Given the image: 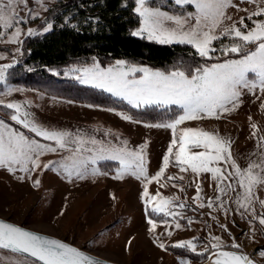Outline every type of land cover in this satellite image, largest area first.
<instances>
[{"label":"snow or ice","instance_id":"6c2138e0","mask_svg":"<svg viewBox=\"0 0 264 264\" xmlns=\"http://www.w3.org/2000/svg\"><path fill=\"white\" fill-rule=\"evenodd\" d=\"M175 2L178 5L194 4L197 11L188 17H176L148 6L149 0H136L137 6L134 11L143 18V28L132 34L141 36L146 32L148 39L157 40L159 43H186L195 48L200 57L207 59H212L211 53L216 51H220L225 56L229 53L235 54L239 58L197 67L188 74L183 71H172L166 74L152 71L147 67L126 66L124 61H118L115 66L106 69L98 64L85 68L83 74L76 76V79L126 100L134 108H140L142 105L178 106L180 113L171 122L148 125L173 131L168 154L163 157V168L166 169L169 166L173 148L177 146L179 140V148L175 152V163L180 171L185 172L190 169L195 174L211 173L212 179L217 184L215 198H209L207 204L200 203L199 207L212 209L215 204L217 210L223 209L227 213L228 209L225 207L227 198L230 193L235 192L236 198L233 202L241 216L250 214L253 220L264 225V213L257 216L254 207V203L259 199L257 190H264V135L257 136V125L255 123L251 125L254 130L252 137L257 141L256 149L242 157L247 161L244 168H241L232 156L230 138L194 128L183 129L178 138L175 135L177 127L186 121L219 119L225 113L235 111L242 103L241 96L245 91L256 96V99L264 95V19L253 20V17H264V8L259 7L260 4H264V0H242L245 3L256 4L257 8L247 17H241L238 22L233 21L226 10L230 7L236 8L237 11L247 12L248 10L240 9L233 0H175ZM36 3H42V0H36ZM21 4L26 7L27 0H0V41H4L7 35V42L22 43L19 39L21 35L19 25L27 21L16 12V7ZM29 16L31 17V10H29ZM246 18L252 21L253 28L248 29V25L244 23ZM227 21L232 23L228 24ZM237 23L240 27H237ZM7 29L12 31L8 33ZM51 29L52 25L49 23L44 31ZM33 34V30L29 29L27 35ZM225 38L230 39L228 45L222 48L212 46L214 41L223 42ZM249 45H253L254 49L250 50ZM3 58L0 56V59ZM13 66V64L0 65V84L7 82V71ZM74 71L79 72L80 69H74ZM137 73L142 75L137 77ZM11 91H19V89ZM261 107L264 108V102L261 103ZM0 108L10 110L11 121L22 125L44 141L54 142L61 149L76 144L79 145L78 151L92 152L93 148L85 149L84 145L99 146L95 156L81 157V171L76 173L79 176H83L89 164L95 165L98 160L119 161L122 167L114 177L115 179H122L124 175L130 174L138 180L144 179L147 183H151L153 180L159 182V177L163 176V170H161L156 176L149 178L144 168V157L140 153L110 146L105 148L104 141L85 138L79 133L68 130H50L44 127L35 120L25 105L18 102L5 103L3 99H0ZM123 118L132 119L126 115ZM249 119L251 120V117ZM141 147L143 149V146ZM194 149H202V151H194ZM56 151V147L16 131L0 118V168L15 172L19 166L20 171L28 173L41 167L40 156L46 152ZM109 152L112 154H107ZM30 163L32 168L29 167ZM221 164L224 167H220ZM43 167L47 169L50 165L45 164ZM65 169L67 170L66 165ZM68 174L71 175L72 172L69 171ZM168 179L175 178L168 177ZM179 179L182 180L183 176ZM34 184L39 186L40 181L36 180ZM201 191L202 189L198 186L195 200H202ZM143 196L149 197L147 186ZM154 199L156 198L149 197V202ZM168 202V200L165 201V203ZM259 203L264 208V200H259ZM180 207L184 205L181 204ZM152 211L165 215L171 214L165 212L163 206L154 207ZM148 223L151 225V230L157 226L151 219ZM191 223L192 221L189 220V224ZM249 223L250 226L253 225L252 221ZM175 227L180 228L181 225L177 223ZM221 227L226 226L221 225ZM167 235L171 236L172 233L168 232ZM212 240L217 241L216 244L210 245L212 249L221 247L219 237L213 236ZM159 247L166 250L163 243H160ZM173 247L187 248L200 256L209 252V246L197 252V245L192 240L178 242ZM231 247L240 249L241 245L234 243ZM260 255L264 256V249L260 250ZM29 258L32 259V264L37 262L39 264H98L74 246L0 220V264H28ZM208 260L210 264H254L247 254L234 251L211 252ZM181 264H188V262L182 261Z\"/></svg>","mask_w":264,"mask_h":264},{"label":"rangeland","instance_id":"374dc122","mask_svg":"<svg viewBox=\"0 0 264 264\" xmlns=\"http://www.w3.org/2000/svg\"><path fill=\"white\" fill-rule=\"evenodd\" d=\"M56 1L57 0H42V3H36V0H27L26 7L23 4L16 7V12L18 15L27 21V23H22L19 25L21 31V35L19 37L20 41L28 36L27 32L29 29L33 30V35L45 32L44 28L47 25L42 27L40 23L45 17L47 9ZM170 1L172 4L181 7L183 11L174 13L161 9L157 6H152L150 4L148 6L158 9L160 12L176 17H188L190 14H195L197 11L194 4L178 5L176 4L175 0ZM233 2L237 4L240 9L248 10L245 12L237 11L234 7L228 8L226 10L227 15L231 16L233 21L238 22L241 17H247L257 8L256 4L245 3L242 2V0H233ZM136 6L137 4L135 0V7ZM259 7L264 8V4H260ZM29 10H31V17L29 16ZM261 19H264V17H253V20L255 21H259ZM190 22L194 23V21ZM168 23L171 24V22ZM226 23L231 24L232 21H227ZM244 23L248 25V29L254 27L252 21L248 20L247 18L244 20ZM237 27H240L238 23ZM142 28L143 18L140 17V24L136 31H139ZM243 30L244 29H242V31ZM11 31V29H7L8 33ZM147 35L148 34L144 32L142 33L141 37L148 39ZM7 40L8 36L5 35L4 41H0V56L4 57L3 59H0V65L12 64L21 56V43H9ZM148 40L158 42L154 39ZM173 43L177 42L168 44ZM212 46L214 47V45ZM250 48L251 45H249V49ZM214 54L215 58L222 59L216 63H222L229 59L239 58L226 57L220 51L211 53V56ZM118 61L124 60H116L109 65L103 66L98 62H93L90 64H72L64 70L63 74H60L59 76L72 79L73 81L82 85L91 86L90 84H84L77 80L76 76L82 75L83 69L91 68L95 64H98L101 68L106 69L108 67L115 66ZM124 62L126 66L145 67L130 64L126 61ZM74 69H80V71L77 72L74 71ZM53 73L57 74L56 71H53ZM136 75L139 77L142 74L137 73ZM14 89H19V91H11ZM257 94L259 95V93ZM39 96L44 99H56L66 103V108L52 114H62L66 112V115H68L69 118L80 117L84 121L90 120L95 124L105 127L106 129H104L103 132L106 131V133L102 134L103 136L99 133L100 137H112L114 141L117 140L120 142L123 141L122 138L124 136L125 139L127 138L125 133L129 132L130 142L134 143L145 141L146 143L142 142L136 147L142 149L141 146H143L142 150L146 152L148 156V159H144L143 161L147 176L149 178L154 177L157 175V173L163 170V176L159 177V182L153 180L151 183H147L146 180H138L135 176L130 174L124 175L120 181L119 179L114 178L122 167L119 164V161L98 160L95 165L89 164L88 169L83 172V181L89 182L91 180H96L94 178L95 173H99L100 176L106 175L105 177L99 178V195L110 197V199H106V202L112 203V214L108 219L99 217L98 219L100 223L103 221L107 222L100 226L98 230L93 233L88 234L84 231H77L76 229L73 230L71 234L57 232L58 234L60 233V236L71 238L70 240L64 241L72 243L73 245L75 244L76 246L115 264H181L182 261H187L188 264H200L202 261H194L186 257L174 255L170 251L159 247V244L163 243L165 246H167L174 245L178 242L192 240L197 245V252H201L205 246H209V250L212 249L210 245L217 243V241L212 240V237L216 236L220 238L221 247L215 249H222L223 247L232 248V244L238 243L241 245L240 249L233 248L230 250L240 251L244 254H247L257 264H264V256L260 255V250L264 249V225H260L258 221L253 220V217L250 214L241 216L240 211L237 210L236 204L233 202L236 198L235 192L230 193L227 198V203L225 204V207L228 209L227 213H225L223 209L217 210L215 204L212 209H209L208 207H199L200 203L207 204L209 198H215L217 195V184L212 179L211 173L195 174L192 173L190 169L185 172L180 171V168L175 163V152L179 148V140L177 142V146L173 148V156L170 157L169 166L166 169L163 168V157L168 154V150H162L159 145L163 143V141L166 142V139L171 136V133L173 132L171 129L162 127L150 128V126H148L149 124H144L133 120H125L123 117L126 114L116 109L100 108L87 104L57 99L47 96L34 89L20 85H14L10 83L0 84V99H3L5 103L21 102L24 104V100H26V102L33 105L38 103L37 98H39ZM124 101L128 103L126 100ZM241 101L242 103L235 111L225 113L219 119L208 118L184 122L177 127L175 133L176 137L178 138L182 134L183 129L194 128L203 129L210 133L218 134L224 138H230L232 141V156L236 160V163L241 168H244L247 161L242 157L254 151L257 144L256 138L252 137V132L254 130L251 125L253 123L257 125V136L264 135V108L261 107V103L264 102V95H261L260 99H256V96L245 91L241 96ZM44 104L46 105L45 102ZM143 106L144 105L141 107ZM9 113L10 110L6 111L0 108V118H2L4 121H11ZM78 114L81 116H77ZM249 117H251V120ZM11 122L20 128L16 129L11 125L16 131L23 133L25 131L24 134L28 135L30 138H34L42 142H49L44 141L40 137H36L34 133H30L27 129L23 128L22 125L17 124L15 121ZM125 122H129L130 125ZM133 124L145 126L146 129H142ZM110 126H112V128H110ZM85 131L89 132V130ZM103 146L105 148L109 147L107 142H104ZM98 147L99 146H93L92 152L80 151L81 156H95L97 154L96 149ZM127 147L129 148L127 145L126 147H123V149L128 151ZM74 150L75 148L65 149V152H69L68 155L70 156H66L64 158V162L60 168L62 173L65 172L68 174L69 171L74 170L76 172L81 171V157ZM194 151H202V149H194ZM107 154L111 155L112 153L109 152ZM106 161L114 162L116 164L115 167L111 168L110 171L102 169L100 163ZM65 165L67 166V170L65 169ZM219 166L224 167L223 164ZM93 169H95V171H93ZM180 176H183L182 180L179 179ZM168 177H174L175 179L169 180ZM110 178H112L113 181H111ZM145 186H147L149 197H155L156 199L149 202V197L143 196ZM198 186L200 189H202L200 192L202 200L194 199V197H196L198 194ZM102 187H105V189H101ZM107 189H110V192L116 191V193H110ZM257 195L259 199L254 203V207L256 215L259 216L264 213V208H262L259 203V200H264V190L258 189ZM166 200L169 202L165 203ZM101 204L102 203H100V205ZM181 204H183L184 207H180ZM160 206L164 207L165 212L171 214L165 215L164 213H154L163 214L164 216L170 218V220H167V223H165V221L160 223L155 222L157 226L154 230H151V225L148 223L149 218L146 215V211H152L154 207ZM189 220L192 221L191 224H189ZM250 221L253 222L252 226H250ZM177 223L181 225L180 228L175 227ZM221 225L226 227H221ZM22 226L35 227V225L26 226V224ZM168 232H171L172 235H167ZM104 237H107L108 239L105 240ZM110 237L112 238L109 240ZM124 247L127 248L124 249ZM28 264H32V260L29 259Z\"/></svg>","mask_w":264,"mask_h":264},{"label":"trees","instance_id":"16d2710c","mask_svg":"<svg viewBox=\"0 0 264 264\" xmlns=\"http://www.w3.org/2000/svg\"><path fill=\"white\" fill-rule=\"evenodd\" d=\"M149 4L174 13L182 8L170 0H150ZM135 0H57L50 6L40 25H52L47 32L26 36L21 43V56L7 71V82L39 91L47 96L90 106L116 109L130 116L133 121L154 125L171 122L180 109L175 106H143L134 108L123 99L104 90L79 84L72 79L60 77L72 64L98 62L102 66L116 60L145 66L164 73L183 71L191 73L197 67L221 61L200 57L186 43H159L141 36H134L140 17L134 11ZM230 39L217 40L214 47L228 45ZM254 46L251 45L250 50ZM226 57H238L228 54ZM56 71L57 74L53 73ZM8 111L6 108H1ZM6 122L20 129L10 120ZM25 133V131H24ZM102 169L115 167L114 162L100 163ZM146 215L154 222L170 220L163 214L147 210ZM172 254L194 261H204L218 249H210L203 256L193 254L187 248L165 246ZM222 249H233L223 247Z\"/></svg>","mask_w":264,"mask_h":264},{"label":"crops","instance_id":"0c3cea01","mask_svg":"<svg viewBox=\"0 0 264 264\" xmlns=\"http://www.w3.org/2000/svg\"><path fill=\"white\" fill-rule=\"evenodd\" d=\"M37 101L38 103L33 105L26 102V100H24V104L21 102L20 104L25 105L35 120L44 127L50 130H68L72 133H79L85 138L90 137L98 141L107 142L111 148H123L128 145V151L140 153L144 159H148L146 152L136 147L145 141L130 142L129 132L125 133L127 138L125 139L124 136L122 138L123 141L120 142L114 141L112 137H102V134L106 133V131L103 132L106 128L95 124L93 121H84L80 117H72V119L66 115V112L52 114L66 108L65 102L56 99H44L41 96L37 98ZM77 116L81 115L78 114ZM125 123L130 125L129 122ZM133 125L146 129L145 126ZM85 130H89V132ZM99 133L102 135L101 137ZM172 133L166 139V142L163 141L159 145L162 150H168L173 139ZM40 142L57 148L56 152H46L39 157L40 168H35L28 173L20 171L19 166H17L15 172H11L6 168H0V217L18 225H35V227L27 228L51 236H57L63 240H70L71 238L60 236V233L58 234L57 232L71 234L75 229L88 234L96 232L100 226L107 222L103 221L100 223L98 218L103 217L108 219L112 214L113 205L106 202L110 197L99 195V178L106 175L100 176L99 173H95L94 178L96 180L85 182L83 181V176H77L75 170L71 171V175L65 172L62 173L60 168L64 162V158L70 156L68 155L69 152L66 153V148L61 149L54 142ZM78 146L71 144L67 148H75L74 151L82 157L80 151L77 150L79 149ZM84 147L93 148V145L85 144ZM45 164H49L50 167L45 169L43 167ZM29 167L32 168L31 163ZM36 180L40 181L39 186H35L34 182ZM110 180L113 181L112 178ZM119 180L121 181V179ZM101 189H105V187ZM107 190L111 191L110 189ZM113 193L115 194L116 191ZM100 203L102 204L100 205ZM104 239L107 240L108 238L104 237Z\"/></svg>","mask_w":264,"mask_h":264},{"label":"water","instance_id":"95a60500","mask_svg":"<svg viewBox=\"0 0 264 264\" xmlns=\"http://www.w3.org/2000/svg\"><path fill=\"white\" fill-rule=\"evenodd\" d=\"M0 220H2V221H4V222L11 223V224H13V225H15V226H18V227H21V228H23V229H25V230L32 231V232H34V233H36V234L44 235V236H47V237H49V238L58 239V240H60V241H62V242H65V243L71 245V246H74V247L77 248L78 250L82 251L85 255L91 257L94 261H97L98 264H115V263L110 262V261H107V260H105V259H103V258H101V257H98V256H96V255L90 253L89 251H87V250H85V249H83V248H80V247H78V246H75V245H73V244H71V243H69V242H67V241H64V240H62V239H59V238H57V237H54V236H51V235H48V234H45V233H41V232H37V231L31 230V229H29V228H27V227H25V226L15 224V223L11 222L10 220H7V219L1 218V217H0ZM219 251H234V252H238V253L240 252V251L230 250V249H218V250H215V251H213V252H219ZM209 255H210V254H209ZM209 255H208V256H209ZM208 256H207V258H206L203 262H201L200 264H210V262H209V260H208ZM29 259L32 260L31 258H29ZM251 259H252V258H251ZM252 260H253V259H252ZM253 261H254V260H253ZM37 263L39 264V262H37ZM254 264H257V263L254 261Z\"/></svg>","mask_w":264,"mask_h":264}]
</instances>
